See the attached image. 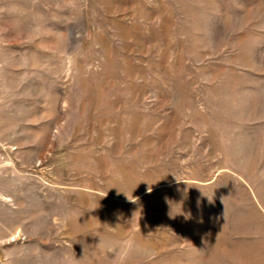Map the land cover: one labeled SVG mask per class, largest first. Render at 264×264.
<instances>
[{
  "label": "rangeland",
  "instance_id": "374dc122",
  "mask_svg": "<svg viewBox=\"0 0 264 264\" xmlns=\"http://www.w3.org/2000/svg\"><path fill=\"white\" fill-rule=\"evenodd\" d=\"M0 264H264V0H0Z\"/></svg>",
  "mask_w": 264,
  "mask_h": 264
}]
</instances>
